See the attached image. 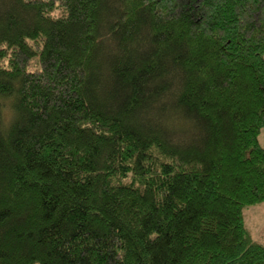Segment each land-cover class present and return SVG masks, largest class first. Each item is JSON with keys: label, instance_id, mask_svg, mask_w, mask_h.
<instances>
[{"label": "trees", "instance_id": "trees-1", "mask_svg": "<svg viewBox=\"0 0 264 264\" xmlns=\"http://www.w3.org/2000/svg\"><path fill=\"white\" fill-rule=\"evenodd\" d=\"M263 131L264 0H0V264H264Z\"/></svg>", "mask_w": 264, "mask_h": 264}, {"label": "rangeland", "instance_id": "rangeland-1", "mask_svg": "<svg viewBox=\"0 0 264 264\" xmlns=\"http://www.w3.org/2000/svg\"><path fill=\"white\" fill-rule=\"evenodd\" d=\"M260 141L264 145V131L260 134ZM245 214L248 223H251L253 227H264V204L258 207L246 209Z\"/></svg>", "mask_w": 264, "mask_h": 264}, {"label": "crops", "instance_id": "crops-1", "mask_svg": "<svg viewBox=\"0 0 264 264\" xmlns=\"http://www.w3.org/2000/svg\"><path fill=\"white\" fill-rule=\"evenodd\" d=\"M259 227L257 229H255V234L262 236V235H264V227H260V228ZM262 237H264V236H262Z\"/></svg>", "mask_w": 264, "mask_h": 264}]
</instances>
